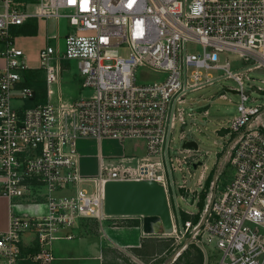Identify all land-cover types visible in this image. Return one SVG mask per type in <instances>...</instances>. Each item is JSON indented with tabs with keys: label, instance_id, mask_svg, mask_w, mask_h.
Returning a JSON list of instances; mask_svg holds the SVG:
<instances>
[{
	"label": "built area",
	"instance_id": "obj_1",
	"mask_svg": "<svg viewBox=\"0 0 264 264\" xmlns=\"http://www.w3.org/2000/svg\"><path fill=\"white\" fill-rule=\"evenodd\" d=\"M42 1L41 12L29 14L14 6L16 0H0V41L5 44L1 55L7 62L0 72V194L19 200L43 197L48 207L38 217L11 216L8 231L0 233V264H51L54 255L47 247L62 230L73 229L81 218L110 217L104 212L109 182L156 181L169 198V175L176 198L171 141L178 106L190 91L214 82L210 74L204 75L209 70L224 71V78L239 85L237 116L224 149L235 175L220 190L214 177L213 198L208 205L207 190L198 228L192 220L183 221L178 211V221L172 216L174 231L167 235L182 239L199 234L221 252L218 264H264L259 230L264 228V128H252L264 105H257L251 96L263 90L244 87L246 74L264 71V0ZM61 9L72 11L67 18L76 32L65 37V51L50 43L58 36H48L39 67L33 69L15 44L12 30L30 21L58 20ZM189 43L201 45L202 51L189 52ZM122 48L128 56L113 55ZM227 51L239 54L244 61L241 69L233 71L230 62L220 63L219 54ZM70 60L78 62L82 86L94 95L54 104L51 88L61 74L60 64ZM145 69L167 77L139 83L138 70ZM34 70L44 73L46 102H35L37 92L28 84ZM29 101L34 104L26 106ZM179 113L184 123L183 110ZM87 138L143 140L148 155L160 160L137 167L102 165L98 176L86 177L78 167L77 142ZM186 151L195 153H178ZM203 179L202 193L207 183ZM84 183L94 185L92 194L81 188ZM202 193L196 195L198 204ZM27 236L32 238L30 246L25 244Z\"/></svg>",
	"mask_w": 264,
	"mask_h": 264
},
{
	"label": "rangeland",
	"instance_id": "obj_2",
	"mask_svg": "<svg viewBox=\"0 0 264 264\" xmlns=\"http://www.w3.org/2000/svg\"><path fill=\"white\" fill-rule=\"evenodd\" d=\"M42 3V0H16L14 6H16L20 12L37 14L41 12ZM46 12H50V10L46 9ZM59 12L61 18L58 20H46L44 31L48 35L46 36L45 44L41 46L38 53L36 54L34 52V58L29 59V55L24 50L27 55L29 65L32 68L39 67V55L47 45L48 36H58V40H52L50 43L53 47H56L60 51H65V37L68 34H74L76 32V29L70 25V21L67 18V16L70 15L72 11L61 9ZM37 22L38 21H36V23ZM33 43V47H35L43 44V41L42 39H36L33 41ZM0 47H5V44L1 41ZM187 50L192 53H197L202 51V47L197 43H189L187 45ZM128 54V50L126 48H122L119 50V53H114L113 55L128 56ZM219 58L221 64L230 62L233 71H237L244 66V61L239 56V54L232 51L220 53ZM60 66L62 67V71L59 75V79L57 83L51 88V90L54 92L52 96V103L58 104L61 102L65 104H71L78 100L89 98L94 95V91L92 89L84 88L82 86V77L78 62L76 60L64 61L60 64ZM206 74H210L214 82L201 89L190 91L187 94L186 102L178 106V120L172 134L171 148L174 151H171V155L175 165L173 179L175 182L176 198L174 196V190L169 175L167 176V186L169 190L168 199L170 208L175 221L178 217V211L181 213V216H184L183 221L191 219V215H196L199 213L200 207L196 202V195L202 193V190L199 187V182L201 181L202 176H204L203 180H208V178L212 175L214 177L217 176L220 183V190L223 186L229 185L235 175L234 168L229 165L231 158L230 154L224 153V149L226 148L230 139L228 129L231 127V122L233 119L237 116V105L240 101V96L237 93L239 85L232 79L224 78V71H204V75ZM30 76L31 80L33 78L36 79V84L42 83L44 87L41 90L43 92H48L43 72L40 73V70H34ZM246 76L249 77V81L246 80ZM246 76H244L245 89L248 90L251 85L252 87L262 89V93L255 92L251 96L253 99H256L257 105H264V71L255 70L246 74ZM166 77V73L149 69L138 70L137 73V79L139 83L159 82L164 80ZM35 87L37 88V86ZM40 87L42 86L40 85ZM38 92H40V89ZM33 104L34 101L26 102V106H32ZM15 105H18V103L16 102ZM190 109H192L193 112H189ZM180 110H183L182 116L184 118V123L180 121ZM205 121H207V124L203 125ZM182 127H185V139L195 140L199 145V150L195 151L196 153H194L193 156H191L188 151H186L184 154L178 153L179 150L183 149V139H181L183 133ZM260 127L264 128V111L255 119L252 124V128ZM126 144L129 145L130 142H126ZM157 159L158 158H156V160ZM176 159H180L182 164H179ZM220 161L222 162L219 168ZM197 163L202 164L195 168L194 165ZM126 165L131 166L128 164ZM136 166L137 165H133L132 167ZM81 188L86 189L89 194L94 192V185L92 183H84ZM207 190L210 192L207 204L210 205L214 194L212 191V186L209 189L206 188L205 191ZM37 200L40 202L44 200V198L25 200L22 202L26 205H33V203L30 202H35ZM35 205L36 204H34V206ZM24 212L29 214H37L41 211H16L15 214L22 215ZM121 219L122 218H118V220L115 221L117 225H122L125 223V221ZM88 221L91 222L87 224L85 233L89 232L88 234H93L99 230V234H97L95 238H88L81 234L80 230L77 228L73 230H62L58 235L59 239L54 240L47 247L52 250L54 255V261L51 264H100V261L98 260L88 259V256H91L92 258L94 256H98L99 248H96V251V249H91L89 247L92 245L95 239L97 243L102 245V247L107 245L106 234L111 222L105 220L99 225L97 219L91 218L88 219ZM259 230L261 235L264 237V228L260 227ZM68 232H73L75 235L74 239L68 240L64 238V235ZM203 242L205 244V249L207 250V258L205 263L216 264L217 261L219 263L222 254L217 250L215 244H209L205 238L203 239Z\"/></svg>",
	"mask_w": 264,
	"mask_h": 264
},
{
	"label": "crops",
	"instance_id": "obj_3",
	"mask_svg": "<svg viewBox=\"0 0 264 264\" xmlns=\"http://www.w3.org/2000/svg\"><path fill=\"white\" fill-rule=\"evenodd\" d=\"M28 23L38 25L37 36L15 34L18 28L12 30V35L15 39V44L25 50L29 55V59H33L34 52L36 54L38 53L41 46L45 44L48 34L44 31L46 21H38L37 23L36 21H30ZM36 39H42L43 44L33 47V41ZM3 50L4 47H0V72L7 65L6 59L1 55ZM36 86L40 89V92H38L39 98L47 101V92L41 90L44 87L42 83H37ZM52 96L50 98L51 101ZM126 142H130V144L128 145ZM77 150L79 153L78 167L82 175L86 177L98 176L101 172L102 165L110 167L120 163H126L132 167L133 165L139 166L147 161L156 159L148 155L146 143L143 140L120 142L111 139H105L103 141H98L93 138L80 139ZM22 201L25 200L9 199L0 194V233L8 231L11 216L16 211H41L37 214H29L27 212L22 214L28 217L42 216L48 211L47 201L45 199L40 202L38 200L30 202L33 205H26ZM34 204L36 205L34 206ZM118 218H122L121 220H124L125 223L117 225L115 221ZM88 219L91 218H81L73 229H79L81 234L88 238H95L99 234V230L95 232L96 234L85 233L87 224L91 222ZM105 220L111 222L106 234L107 245L102 247L95 239L89 248H99L100 252L98 250V256H94L93 258L88 256V259L98 260L100 264H206L207 250L205 249L203 239L201 238V240L197 235L195 237L192 235L178 239L176 235H167L163 230L154 235H147L144 233L140 218L109 217L102 221ZM102 221L98 220L99 225ZM66 235L73 236L72 239L75 237L73 232H68L64 237ZM30 238V236H27L25 239L27 246L32 245V238ZM216 264H218V261Z\"/></svg>",
	"mask_w": 264,
	"mask_h": 264
},
{
	"label": "water",
	"instance_id": "obj_4",
	"mask_svg": "<svg viewBox=\"0 0 264 264\" xmlns=\"http://www.w3.org/2000/svg\"><path fill=\"white\" fill-rule=\"evenodd\" d=\"M184 130L185 127H182V131ZM181 139H183L182 150H199L195 140L185 139V136ZM201 164L197 163L194 167L197 168ZM104 212L110 217L140 218L144 233L147 235L157 234L161 230L166 234H172L174 231L167 191L156 181L133 180L107 183Z\"/></svg>",
	"mask_w": 264,
	"mask_h": 264
},
{
	"label": "trees",
	"instance_id": "obj_5",
	"mask_svg": "<svg viewBox=\"0 0 264 264\" xmlns=\"http://www.w3.org/2000/svg\"><path fill=\"white\" fill-rule=\"evenodd\" d=\"M37 32H38V25L35 24V23H28V24H25L23 26H20L18 27V29L16 30V33L15 34H21V35H27V36H35L37 35ZM28 84L31 85V86H36V79H32L31 80V76L28 77ZM39 87H35V90L37 92V96H36V99H35V102L37 103H41V102H46L45 100L43 101L42 99L39 98V93H38V90ZM213 181H214V176H210L207 180V183H206V188L209 189L212 185H213ZM208 198V191H205L202 193L201 195V200L199 202V213L192 217L191 219H187L185 220L186 221H190L192 220L193 222V225L195 228H198L201 223H202V219H203V215L205 214V209H206V199ZM188 216V215H187ZM184 216H182V219H183ZM199 235V234H197Z\"/></svg>",
	"mask_w": 264,
	"mask_h": 264
},
{
	"label": "flooded vegetation",
	"instance_id": "obj_6",
	"mask_svg": "<svg viewBox=\"0 0 264 264\" xmlns=\"http://www.w3.org/2000/svg\"><path fill=\"white\" fill-rule=\"evenodd\" d=\"M205 122L207 123V121H205ZM205 122H204V123H205Z\"/></svg>",
	"mask_w": 264,
	"mask_h": 264
}]
</instances>
